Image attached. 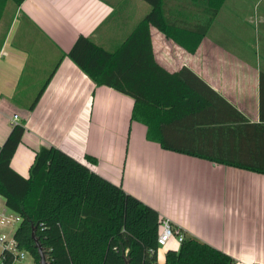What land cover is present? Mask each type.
I'll list each match as a JSON object with an SVG mask.
<instances>
[{"label":"crops","instance_id":"1","mask_svg":"<svg viewBox=\"0 0 264 264\" xmlns=\"http://www.w3.org/2000/svg\"><path fill=\"white\" fill-rule=\"evenodd\" d=\"M149 9L142 0H0V146L16 116L24 127L10 163L16 173L29 176L41 147L59 152L54 190H63L54 207L82 194L86 175L94 174L234 264H264V175L163 150L146 139L144 125L130 121V97L96 86L66 56L79 36L114 52ZM150 36L154 59L165 71L188 67L235 108L242 124L264 126V62L256 52L252 59L234 51L244 39L234 41L211 25L200 41V60L188 64L189 54L154 27ZM206 115L223 116L215 110ZM221 126L203 128L200 148L224 144L216 135ZM248 139L243 143L231 133V155L264 160ZM174 248L171 241L158 249L157 263Z\"/></svg>","mask_w":264,"mask_h":264},{"label":"trees","instance_id":"2","mask_svg":"<svg viewBox=\"0 0 264 264\" xmlns=\"http://www.w3.org/2000/svg\"><path fill=\"white\" fill-rule=\"evenodd\" d=\"M12 1L17 5L23 0ZM142 1L149 6L148 13L117 50L105 51L79 36L66 56L96 86L130 97V121L144 125L146 139L163 150L264 175V160L234 158L228 145L231 133L241 136L242 142L252 136L246 143L252 140L256 157L264 158V126L242 124L235 108L191 69L182 66L169 73L156 63L152 52L150 27L186 53H195L224 0H206V20L184 25L172 15L168 0ZM260 80L263 84V73ZM213 110L223 116L208 120L206 113ZM215 123L223 125L216 135L223 136L224 144L209 151L200 148V133ZM244 128L250 130L245 136ZM23 134L22 123L13 125L0 146V196L5 208L21 218L13 235L18 249L26 251L35 264L39 257L34 240L48 264H158L156 211L94 174L86 175L82 194L73 193L54 207L63 190H54L59 152L41 147L29 176L23 178L10 166ZM163 264H234V260L193 237H184L177 250L166 251Z\"/></svg>","mask_w":264,"mask_h":264},{"label":"rangeland","instance_id":"3","mask_svg":"<svg viewBox=\"0 0 264 264\" xmlns=\"http://www.w3.org/2000/svg\"><path fill=\"white\" fill-rule=\"evenodd\" d=\"M170 3V10L174 17L182 20L183 25L192 21L200 19V23L206 20V9L208 3L206 0H168ZM211 7V6H210ZM221 9V10H220ZM217 18L211 23L212 26L223 33H229L230 38L235 40L244 39L242 46L234 45V51L242 54H247L253 59L254 52H256L257 60L261 59L264 62V0H226L219 8ZM190 24V23H189ZM233 41V42H234ZM232 49V48H231ZM232 49V50H233ZM189 54V53H188ZM260 56V57H259ZM187 61L183 58L182 61L194 62L200 60V43L195 53L186 55ZM3 199L0 196V212H8L2 205ZM10 213V212H8ZM19 223L15 225L14 230ZM13 232L10 234L12 236ZM161 250V248H159ZM160 259V253H159ZM20 264H35L31 256L27 253L25 259Z\"/></svg>","mask_w":264,"mask_h":264},{"label":"built area","instance_id":"4","mask_svg":"<svg viewBox=\"0 0 264 264\" xmlns=\"http://www.w3.org/2000/svg\"><path fill=\"white\" fill-rule=\"evenodd\" d=\"M16 119L17 117L14 116L11 123L12 126L17 124ZM8 212H0V264H20L24 261L27 253L17 248L13 235L17 229L14 230L15 225L20 223L21 218L15 213ZM171 241L175 242L176 248L174 249L177 250L184 241V235L179 229L172 226L168 220L160 219L159 233L156 240L158 249L167 248Z\"/></svg>","mask_w":264,"mask_h":264},{"label":"water","instance_id":"5","mask_svg":"<svg viewBox=\"0 0 264 264\" xmlns=\"http://www.w3.org/2000/svg\"><path fill=\"white\" fill-rule=\"evenodd\" d=\"M35 242V246L37 248V254H38V257H39V264H48L46 259H45V256L43 254V251L41 249V246L37 243L36 240H34Z\"/></svg>","mask_w":264,"mask_h":264}]
</instances>
